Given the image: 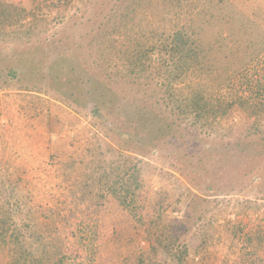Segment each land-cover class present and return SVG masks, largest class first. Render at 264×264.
I'll return each instance as SVG.
<instances>
[{"label":"rangeland","instance_id":"rangeland-1","mask_svg":"<svg viewBox=\"0 0 264 264\" xmlns=\"http://www.w3.org/2000/svg\"><path fill=\"white\" fill-rule=\"evenodd\" d=\"M115 1L0 0V220L18 205L13 220L28 241L39 235L47 242L55 255L48 264H125V258L129 264H164V253L151 252L146 226L155 216L178 215L187 231L180 248L185 242L194 248L198 240L191 236L209 223L215 229L216 242L196 264H250L243 260L251 251L245 234L264 227V138L236 109L212 132L164 119L151 145L144 136L125 150L131 131L125 111L136 92L104 75L90 42ZM229 2L224 10L234 15L222 25L240 27L241 46L231 66L242 68L247 40L264 39V0ZM19 24L31 28L15 37L9 31ZM251 65L258 79L262 67ZM11 67L17 74L7 73ZM105 91L111 100L97 118L93 110ZM125 153L136 164L126 174L133 185L128 206L101 178L104 171L115 175L111 168L125 162ZM6 247L0 241V264H7ZM254 259L264 264V241Z\"/></svg>","mask_w":264,"mask_h":264},{"label":"trees","instance_id":"trees-1","mask_svg":"<svg viewBox=\"0 0 264 264\" xmlns=\"http://www.w3.org/2000/svg\"><path fill=\"white\" fill-rule=\"evenodd\" d=\"M55 1L65 5L74 3V0H51V5H56ZM224 4L229 7V0L115 1L106 19L107 24L90 42L96 46L95 65H104V75L109 78L112 74L123 80L125 85H131L136 92L125 111L131 124V131L125 137V150L128 151L133 141L139 142L144 136L149 140L145 139L143 143L151 145L157 130H161L157 124L164 119L174 117L190 131L212 132L236 109L252 120V133L264 138V39L257 44L248 39L244 48L248 53L246 63L242 68L231 66L241 46L236 32L240 27L222 25L234 15L224 10ZM34 6L41 8L40 3ZM29 14L34 20L33 9ZM30 28V25H14L9 33L16 37L23 31L28 34ZM251 34H247L248 37ZM229 56L228 65L219 60ZM255 61L262 67L258 79H253L251 73V67H254L251 63ZM225 69L232 71L225 74ZM17 72L18 68L11 67L7 73ZM150 93H155L157 100L152 102L153 94ZM109 100L111 97L106 91L97 97L93 110L95 117L104 116ZM156 106L167 115H161L163 112L157 111ZM146 117L152 120L147 121ZM129 158L125 153V162L111 168L115 175L104 171L108 175L103 172L101 177L104 188L117 196L121 203L125 201V206H128L127 199L133 186L126 174L136 166ZM110 178L112 180L108 182ZM138 187L136 184L135 188ZM16 207L18 209V205ZM17 209L8 208L7 215L0 220V241L7 245V264H48L55 255H50L49 246L42 236L35 235L29 241L24 237L22 227L12 217ZM177 216L159 215L150 219L146 233L152 240L151 252L158 250L164 253V264L202 263L204 251L216 242L215 229L209 223L207 228L191 236L198 240L194 248L192 243L186 242L180 248V236L187 231L182 228L181 217ZM263 241V226L246 233L244 242L251 251H245L243 260L257 264L254 255ZM128 262L125 258V264ZM51 264H58V260Z\"/></svg>","mask_w":264,"mask_h":264}]
</instances>
